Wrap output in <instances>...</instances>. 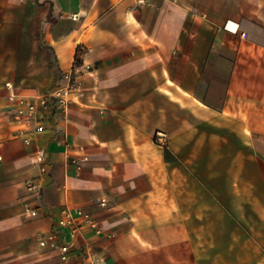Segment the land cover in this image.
Instances as JSON below:
<instances>
[{
	"label": "crops",
	"instance_id": "0c3cea01",
	"mask_svg": "<svg viewBox=\"0 0 264 264\" xmlns=\"http://www.w3.org/2000/svg\"><path fill=\"white\" fill-rule=\"evenodd\" d=\"M77 60L69 110L25 130L8 96ZM66 207L102 227L75 264H264V0H0V264H67L40 244Z\"/></svg>",
	"mask_w": 264,
	"mask_h": 264
},
{
	"label": "built area",
	"instance_id": "2783aa9c",
	"mask_svg": "<svg viewBox=\"0 0 264 264\" xmlns=\"http://www.w3.org/2000/svg\"><path fill=\"white\" fill-rule=\"evenodd\" d=\"M74 19L77 15L73 16ZM245 35V34H244ZM90 66L83 64L77 60L72 69L65 73L64 83L52 90L51 93L38 97L36 100H30L26 97L11 93L8 96L10 103L15 106L17 120L25 126V130L33 124V132L43 131L44 125L41 123L42 114L50 111L52 106L58 105L65 112L69 110L74 98L81 92L84 83V76L89 72ZM9 89L14 88L13 84H7ZM23 128V134L26 132ZM162 136V134H159ZM24 140L27 143L31 142L30 135H24ZM38 162L42 166V170H46V152L44 149L37 151ZM88 156L82 158L83 161L88 160ZM30 187L35 188L36 184L31 181ZM102 208H109V202L106 198L98 200ZM30 214L36 216L37 210H31ZM83 226L91 227L97 234L102 233L100 220L90 212L83 208H69L66 207L61 211V218L58 221V227L51 231L49 238L42 239L40 244L46 245L48 243L55 244L61 253L62 261L67 264H75L72 261V248L74 239L80 233ZM90 264H107L104 259H94L89 256Z\"/></svg>",
	"mask_w": 264,
	"mask_h": 264
}]
</instances>
